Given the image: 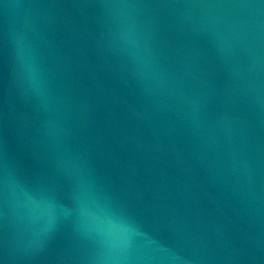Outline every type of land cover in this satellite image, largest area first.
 Segmentation results:
<instances>
[{"label": "water", "instance_id": "95a60500", "mask_svg": "<svg viewBox=\"0 0 264 264\" xmlns=\"http://www.w3.org/2000/svg\"><path fill=\"white\" fill-rule=\"evenodd\" d=\"M0 264H264V0H0Z\"/></svg>", "mask_w": 264, "mask_h": 264}]
</instances>
